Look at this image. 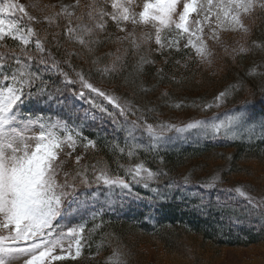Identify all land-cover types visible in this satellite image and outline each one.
Listing matches in <instances>:
<instances>
[{
  "label": "snow or ice",
  "instance_id": "obj_1",
  "mask_svg": "<svg viewBox=\"0 0 264 264\" xmlns=\"http://www.w3.org/2000/svg\"><path fill=\"white\" fill-rule=\"evenodd\" d=\"M261 14L264 0H31L28 4L0 0V264H58L79 258L87 222L74 224L69 217L74 219V213L86 208L89 197L97 200L96 193L87 190L95 187L99 192L104 186L109 192L119 188L122 194L124 190L131 194V183L148 188L158 175L143 163L128 168L126 176L110 172L107 166L82 164L84 155H74L78 144L86 140L84 149H94L96 144L76 130L78 125H69L72 118L63 119L59 113L54 118L27 108L34 99L43 105L64 104L48 91L35 65L59 73L67 84L79 85L70 91L89 105L85 119L107 117L117 123L120 117L121 129L132 140L141 133L163 143L166 132L189 130L252 139L257 127L264 139V121L253 123L243 110L193 119L183 126L150 123L140 107L97 86L90 75L93 67L101 77H115L133 66L137 75L142 74L146 64L155 65L153 53L165 63L177 53L212 67L221 49L233 56L251 50L246 45ZM109 45L115 49L105 50L101 57L99 50ZM253 45L264 48L255 41ZM58 53L62 60L57 59ZM84 54L91 59L84 60ZM73 58L89 63L88 73L77 70ZM175 64L187 67L180 59ZM163 72L157 69L158 75ZM250 74L255 75V69ZM229 94L221 92L206 107H219ZM137 147L133 144L128 155ZM69 161L70 168L66 167ZM216 183L213 178L203 186L212 188ZM225 191L230 199L242 198L250 214L264 218V198L256 199L243 186ZM106 264H127L126 254L113 247Z\"/></svg>",
  "mask_w": 264,
  "mask_h": 264
},
{
  "label": "trees",
  "instance_id": "obj_2",
  "mask_svg": "<svg viewBox=\"0 0 264 264\" xmlns=\"http://www.w3.org/2000/svg\"><path fill=\"white\" fill-rule=\"evenodd\" d=\"M21 2L28 4L31 0ZM49 2L53 3L52 0ZM110 31L115 32V29L110 26ZM253 41L257 45L264 44V14L256 19L248 38L246 46L251 50L233 56L224 55L221 49L212 67L201 65L193 59L181 58L177 53L165 63L163 57L153 53L150 58L156 60L155 65L146 64L142 74L137 75L133 66L115 77H101L93 67L90 75L97 86L114 91L129 103L140 107L150 123L165 122L183 126L193 119L207 120L242 108H247L248 115L260 116L261 111L258 109H264V48L253 45ZM8 43L13 44L11 41ZM114 49L115 45H109L107 49H100L98 54L103 57L105 50ZM61 53L57 54V59H63ZM89 59L91 57L84 54V60ZM175 59H180L181 65L186 64L187 67L176 65ZM72 63L77 70L83 69L88 73L89 63L76 58H73ZM60 66L70 71L64 64ZM158 68H163L164 72L158 75ZM253 69L255 75L250 74ZM61 77L59 73L47 77L50 80L46 87L53 86L54 91L49 92L63 99L65 93L72 94L70 90L79 85L65 83L62 87L66 91L61 93L63 97H59L55 88H58L56 82H60ZM233 86L236 87L233 89ZM225 90L230 94L224 103L219 107H206L213 104L215 98ZM251 109L256 110L251 112ZM120 120L122 118L118 117L117 121ZM81 132L96 144L94 149L90 148L86 164L107 166L110 172L124 176V165L130 168L143 163L158 173L156 178L161 185H187L188 190L193 189L192 194L196 193V199L191 203L194 210L169 207L164 209L163 216L154 224L130 217L120 221L109 216L97 219L90 226L94 230V225L100 222V229L87 242L84 240L81 256L58 264H106V258L116 246L126 254L127 264H199L197 259L204 260L208 256L214 259L224 249L264 251V218L254 212L250 214L242 198L226 200L217 197L226 189L243 186L256 199L264 198V175L260 172L264 170V140L208 142L179 152L147 151L128 161L118 151L114 135H106L107 130L85 128ZM242 163L251 166L246 167ZM66 167H72V162L69 161ZM242 175L252 177L253 181L238 183L237 178ZM186 177L189 181L187 184ZM213 178H217L215 187L203 186ZM195 187L200 189L195 190ZM86 236L88 231L85 230ZM147 244L164 251L166 255L163 260L149 263L148 258L142 257L141 253L145 251L142 246Z\"/></svg>",
  "mask_w": 264,
  "mask_h": 264
},
{
  "label": "rangeland",
  "instance_id": "obj_3",
  "mask_svg": "<svg viewBox=\"0 0 264 264\" xmlns=\"http://www.w3.org/2000/svg\"><path fill=\"white\" fill-rule=\"evenodd\" d=\"M53 3L57 2V0H52ZM14 45L15 42L11 41ZM35 69H38L41 72L42 78L46 82V86L49 84V80L47 77L57 76V72L55 71H44L42 66L35 65ZM65 81L63 77H61L60 82H56V86L58 87L59 91L55 88V93L59 97H63L61 93H64L66 89L62 87V85H65ZM55 87V84H52ZM51 85V86H52ZM48 91L53 90L52 87H47ZM58 98V97H57ZM62 99V98H59ZM64 104L59 106H52V105H43L40 100H32L30 103L34 107L30 106V110L33 112L42 110L45 112V114H51L54 118H56V114L59 113L60 117L63 119H68L71 117L72 119L69 120L70 126H76L79 127L76 129L77 131L81 132V129L90 128L94 131H100V130H107L106 135L113 134L116 139V146L118 148V151L127 157V160L130 161L131 159L135 158L137 154L147 151H175L179 152L181 150H184L186 148L190 147H199L203 145L204 143L208 142H220V141H231V140H243L248 142H254L257 140H264L260 136V130L257 127L256 135L249 139L246 135L240 136L239 134L234 135L231 138L220 136V137H213L210 133H201L197 134L193 130H189L184 133H176V132H166L165 140L163 143H158L157 141L151 140L147 135L137 133V136L135 140H132L131 138L127 137V134L125 131L121 129L120 122L117 121V123H112L111 120L107 117L100 120H91L90 118L85 119V113L88 112L89 108L87 107V103H84L80 101L78 98L74 97L73 94L65 93V97H63ZM264 104V103H263ZM73 108H75V112H73ZM257 109V108H256ZM256 109H251V112ZM243 112L248 115L247 108H242L239 110L231 111V112ZM260 110V116L250 114L252 118V122L259 124V122L264 121V109H258ZM230 113V112H228ZM99 115V114H97ZM222 116H216V117H223ZM211 119V118H210ZM208 120V119H207ZM74 122V123H73ZM102 127V128H101ZM109 133V134H108ZM98 137V136H97ZM83 143H86V140L82 143H79L75 154H83L84 159L81 161L82 164L85 163L86 156L89 154V150L91 147L84 149ZM139 145V147L135 148L134 154L132 156L128 155V151L132 148V145ZM123 149V151H121ZM86 164V163H85ZM241 165H244L246 167H250L251 164L248 163H242ZM70 168V167H69ZM128 167L126 165L123 166L124 176H126V171ZM261 174L264 175V170L260 171ZM129 182L131 183L130 177L128 178ZM240 181H253L252 177H246V175L239 176L237 178V182ZM132 193L129 194L127 190H124L123 194L119 188L109 192V190L101 186L99 192H97V189L93 187L92 189H88L87 191L96 193L97 200L93 201L91 197H89V205L86 208H80L76 213H74V219L73 217H69V219L73 220V223H81V222H87L86 223V231H88V237L86 236V242L87 239H90L91 235H94L95 232L100 229L97 227L98 224L94 225L92 230V227L90 226L91 223L94 221H97V219H100L104 217L105 215L111 216L114 220L120 221L125 218H139L143 221H146L147 223L154 224L160 217L164 214V209H167L169 207H179L181 209L185 210H194L192 202L195 201V194L191 193L192 190H188L189 187L187 185L184 186H178L174 184L169 185H161L158 181V178L154 179L153 181L149 182V187L145 188L141 184H135L131 183ZM152 189H155L153 191ZM196 189H200V187H195ZM202 190V189H201ZM81 191H84V189H81ZM138 197L137 198V195ZM198 195V194H197ZM196 195V196H197ZM217 197H222L223 199L229 200V193L228 192H220V195ZM98 201V202H97ZM219 201V200H217ZM81 213L83 214V219L81 220L80 216ZM93 213H97L95 219H93ZM106 217V216H105ZM87 235V234H86ZM144 241V240H142ZM150 245H143L142 248L145 250L144 253H141L142 257L148 258V262L150 263H159L163 258L165 252L162 250H156ZM221 255L218 257H215L214 259H211L210 256L205 257L204 261L203 259H197L196 261L199 262V264H264V251L261 249H224L221 251ZM144 257V258H145ZM187 257V256H186ZM211 259V261H210ZM207 262V263H206ZM209 262V263H208ZM165 263V262H164ZM162 264V263H161ZM194 264V262H193Z\"/></svg>",
  "mask_w": 264,
  "mask_h": 264
}]
</instances>
